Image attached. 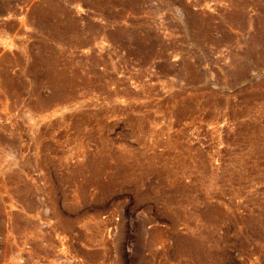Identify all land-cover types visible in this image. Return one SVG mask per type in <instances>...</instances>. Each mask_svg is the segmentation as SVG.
Here are the masks:
<instances>
[{
	"label": "rangeland",
	"instance_id": "1",
	"mask_svg": "<svg viewBox=\"0 0 264 264\" xmlns=\"http://www.w3.org/2000/svg\"><path fill=\"white\" fill-rule=\"evenodd\" d=\"M0 264H264V0H0Z\"/></svg>",
	"mask_w": 264,
	"mask_h": 264
}]
</instances>
